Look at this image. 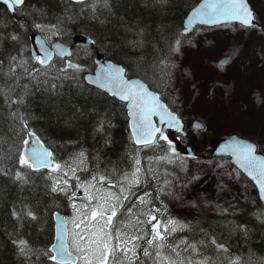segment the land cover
<instances>
[{
    "label": "trees",
    "instance_id": "16d2710c",
    "mask_svg": "<svg viewBox=\"0 0 264 264\" xmlns=\"http://www.w3.org/2000/svg\"><path fill=\"white\" fill-rule=\"evenodd\" d=\"M200 1L108 0V7L105 8L97 0L95 17L98 19L93 18L91 0L88 6L73 5L68 0H25L21 6L23 11L16 12V20L0 4V61L3 62L0 65V138L11 141L13 132L9 129L19 126V122L11 116L12 112H16L26 118L29 128L51 150L57 163L71 162L72 157L84 152L86 159L81 167H86L88 171L77 172L82 180L97 171L104 172L113 182L123 172L131 173L134 162L130 153L135 154V146L125 105L88 85L84 81V73L94 69V57L101 54L107 61L123 67L129 78L143 81L174 110L169 94L174 84L172 68L167 70L169 75L164 76L157 65L161 58L168 55V38H175L182 31L185 18ZM66 15H73L74 19L65 25V34L50 36L48 40L67 45H71L75 36L96 40L91 47L93 50L81 46L74 48L71 60L85 71L76 74L69 69L67 77L59 71L66 66L65 60L55 59L52 66L41 68L31 61L29 47L31 34L47 35L36 29L34 23L56 24ZM11 35L18 36L19 41H12ZM21 52L22 58L29 61V71L34 73L35 79L23 68H16L12 76L7 75L9 64L14 63L10 57L20 58ZM36 69L40 71L36 72ZM73 75L77 78L72 79ZM24 85H27L26 89ZM21 96L23 104L12 103ZM101 120L105 121L103 130L97 131ZM7 150V142L0 145V151ZM159 154V150L151 149L139 152L142 181L145 174L149 181L146 185L142 184L145 188L140 196L144 192H152L155 198L157 187L163 186L165 180L170 184L173 179L184 181L195 171V163L191 159L184 158L185 165L181 167L178 162L166 164L156 160ZM113 167L118 169L116 173L110 171ZM149 167L158 174V179H151ZM0 168L11 169L8 175L0 172V264H29L18 254L13 241L23 239L31 247L39 249L50 247L54 239V214L70 217L71 205L62 193L50 192L51 180L45 179L46 172L21 169L11 160L0 162ZM16 171L25 173L29 182L16 181ZM70 183L74 186L75 180ZM72 190H75L74 187ZM161 201L166 210L162 208L156 213L160 221L171 218L190 225L192 229L173 233L169 237L170 242L179 243L181 238L189 242L202 239L210 242L211 238H215L229 249L228 253L216 252L210 243L201 251L213 259L219 257L218 264H229V260L236 258H239L240 264H264V206L257 196L225 200L212 216L200 209L196 216L173 215L166 195H161L160 200L154 199V204L159 207ZM131 204H126L123 211ZM22 209L31 210L37 219H17L13 216V211L22 215ZM221 209L224 211L221 212ZM121 220L126 221L125 218ZM35 264L52 262L41 257Z\"/></svg>",
    "mask_w": 264,
    "mask_h": 264
},
{
    "label": "snow or ice",
    "instance_id": "6c2138e0",
    "mask_svg": "<svg viewBox=\"0 0 264 264\" xmlns=\"http://www.w3.org/2000/svg\"><path fill=\"white\" fill-rule=\"evenodd\" d=\"M25 0H3L8 11H23L21 6ZM73 5L88 6V0H70ZM165 3L166 0H160ZM105 8L108 7V0H99ZM90 7L92 9L93 18L97 8V0H91ZM84 8H81L83 11ZM73 15H66L59 19L56 24L45 25L43 23H34V27L47 33L45 39L50 36H62L65 34V25L73 21ZM103 23V21H101ZM238 23L242 29H259L264 30V23H261L253 10L250 8L247 0H203V3L194 9L187 17V21L182 25L180 31L175 38H168V55L159 61L157 67L164 76H168L167 71L175 68L177 65L173 59L174 56L181 53L184 45L197 46L200 42L198 35L193 32L192 26L199 24L209 27H217L221 25H230ZM202 31V30H197ZM190 33H192L190 35ZM12 41H19V37L11 35ZM39 50L43 56L33 54L31 61L39 64L41 68L52 66L51 61L54 56L63 59L65 56L71 57L72 53L64 48L57 50L56 45H52L53 50L45 47V43L38 41ZM88 43L95 45L96 40L89 38ZM17 56L10 57L14 63L8 66L7 75L15 74L16 68H23L24 72L32 75L29 71V61ZM0 61V65H2ZM74 70L79 74L85 69L78 63H73L71 59L66 61V66L59 69L67 77L68 70ZM40 69H36L39 72ZM45 75L47 73H44ZM76 79V75L71 77ZM91 83L98 85L100 89L110 93L113 97L126 104L128 115L131 117V136L135 154H131L134 162V170L123 172V175L113 182L104 172L97 171L90 178L81 179L77 172H87L84 164L85 155L81 151L72 157L71 162H65L63 165L54 161L53 153L46 148L41 142L40 137L29 128L26 118L16 112H12L11 116L14 121L19 122L18 128H10L13 132L10 142L0 138V145L8 143L7 152L0 151V162L11 160L13 164H18L21 169H28L31 172H40L46 169L44 173L45 179L51 180L50 192L52 194L65 195L73 209V216L70 220H62L56 227L55 239L57 243H52L46 249L34 248L23 239L14 240L13 243L18 249V254L25 258L29 264H35V261L41 257L47 258L52 264H218L219 257L213 259L206 256L201 251L202 247H207L210 243L214 246L216 252L228 253L229 249L222 243H218L215 238H211L210 242L202 239L198 242H189L181 238L179 243H172L169 237L178 231H191V226L181 224L180 222L169 218L162 222L157 218L156 213L161 209L166 210L163 202L157 207L155 200H160L161 195L175 196L173 192L167 191L170 181L165 180L163 186L157 187L155 198L152 192H144L142 196L137 195L142 184H147L148 177L142 181L140 173L141 160L139 152L143 149L159 150L160 154L155 158L166 164H176L184 167L185 160L177 151L176 145L166 133L165 129L160 125H166L168 129L177 133H182L183 125L178 115L174 114L169 106L165 104L160 95L155 91H151L149 86L135 80L126 78L125 69L108 64L96 73L95 80L90 77H84ZM27 88V85H24ZM11 91V89L9 90ZM7 96V94H6ZM10 99V96H8ZM12 103L23 104V96L12 101ZM153 118H158V122ZM110 125V122H108ZM105 121H100L97 131H102ZM17 137L19 140L17 141ZM179 139V136H177ZM221 152L233 158L235 169L226 173L232 176L236 173L246 174L248 178L255 183L258 188L259 197L264 200V156L257 155V146L239 139L228 140ZM75 165V166H73ZM107 171V170H106ZM116 173L118 169L113 167L110 170ZM0 172L5 175L10 174L11 169L5 170L0 168ZM148 172L151 173V179H158V174L153 172L149 167ZM49 173H55L52 176ZM67 177V179H64ZM14 179L21 183H28L29 177L21 171H16ZM75 180V185L70 183ZM107 184V187L104 185ZM74 187L75 190H72ZM114 191L113 189H117ZM224 191L226 185L220 186ZM83 191L82 197H77V191ZM135 197V203L132 207L127 208V221L121 220L120 227L114 224L115 218L122 209L126 208L125 202H130ZM79 199L81 203L73 202ZM139 206V207H138ZM193 207H197L195 203ZM217 207H219L217 205ZM133 209H137L133 212ZM224 210L221 209V212ZM13 216L17 219L30 217L36 220V215L31 210H23L21 213L13 211ZM59 218V213H56ZM155 221V223H153ZM71 223L72 228L69 229L68 224ZM35 258V259H33ZM227 259V257H225ZM229 264H240L239 258L229 260Z\"/></svg>",
    "mask_w": 264,
    "mask_h": 264
},
{
    "label": "rangeland",
    "instance_id": "374dc122",
    "mask_svg": "<svg viewBox=\"0 0 264 264\" xmlns=\"http://www.w3.org/2000/svg\"><path fill=\"white\" fill-rule=\"evenodd\" d=\"M248 2L257 19L264 23V0ZM194 32L199 44L184 45L181 53L173 57L177 67L172 68L171 94L175 99L174 111L185 124L180 135L182 143L196 156L204 158H195L193 174L184 181L173 179L166 190L181 197L167 196L173 215L196 216L200 209L212 216L218 210L217 205L225 200L233 197L244 200L256 195L242 174L226 175L235 167L228 158H210L208 145L213 138L239 135L251 140L264 154V30L242 29L239 24H230L202 27ZM228 55L232 56L230 64L224 69L217 68V60ZM194 122L203 128H194ZM139 175L142 180V172ZM222 184L226 185L224 191L220 188ZM143 188L141 185L137 195ZM78 194L77 197H82L83 191ZM73 202L81 203L79 199ZM125 203H135V197ZM126 213L127 209L118 213L116 227H120L121 218L129 219ZM72 216L73 209L69 220Z\"/></svg>",
    "mask_w": 264,
    "mask_h": 264
},
{
    "label": "water",
    "instance_id": "95a60500",
    "mask_svg": "<svg viewBox=\"0 0 264 264\" xmlns=\"http://www.w3.org/2000/svg\"><path fill=\"white\" fill-rule=\"evenodd\" d=\"M68 1H70V0H68ZM247 2H248V1H247ZM201 3H203V0H201V1L199 2V4H198L194 9H196L197 7H199V5H200ZM0 4L3 5L4 7H6V5L3 4V0H0ZM248 4H249V3H248ZM249 6H250V5H249ZM250 8H251V7H250ZM194 9H193V10H194ZM193 10H191V11L189 12V14L187 15V17L191 14V12H192ZM9 13H10V15L16 20V12L9 11ZM187 17L185 18L184 23L187 21ZM237 24H238V23H237ZM198 26H203V25L194 24V25L192 26V29L194 30V29H195L196 27H198ZM205 27H209V26H205ZM72 40H73V45H74V46H77V45H84V46L93 47V45H90V44L88 43V40H89V39H87V38L84 37V36H75ZM38 41L44 42V43H45V47L49 48V50H53V49H52V45H56V46H57V50L60 49V48H64V49L69 50V51L72 53V48L65 47L64 45H62V44H60V43H53L52 45H49V44H47V42L45 41V39H44L41 35H39L38 33H33V34H31V35L29 36V47H30V54H31V56H32L33 54H38V55L43 56V53H41L40 50H39V45H38V43H37ZM92 50H93V48H92ZM54 57H59V56H54ZM54 57H53V59H54ZM64 58H70V57L65 56ZM53 59H52V60H53ZM94 62H95V65H96V68H95L94 72L85 75V77H90L92 80H95L96 73L99 72L102 68L106 67L108 64H113V63H111V62H109V61H106V60L104 59V56L101 55V54H96V55H95ZM225 63H226V60L223 61L221 64H225ZM113 65H115V64H113ZM115 66H117V67H121V66H118V65H115ZM126 78H127V77H126ZM127 79H128V78H127ZM128 80H130V81H131V80H135V81H138V82L143 83V82L140 81L139 79H128ZM85 81H86V83L89 84L90 86H92V87H94V88H96V89H98V90H100V91L106 93V94L109 95L110 97H113L110 93H107L105 90L100 89V88L98 87L97 84H95V83H91L89 80H85ZM114 98H115V97H114ZM115 99H117V98H115ZM117 100H118V99H117ZM118 101H119V100H118ZM120 102H121V101H120ZM122 103H123V102H122ZM125 105H126V104H125ZM126 110H127V115H128V109H127V106H126ZM153 119H154V121H157V122H158V118H153ZM128 120H129V130H130V133H131V127H130V124H131V117H130L129 115H128ZM181 123H182V122H181ZM160 126L163 127V128L165 129L166 133L169 135V137H170L171 139H173V141H174V143H175V145H176L177 151H178L181 155H183V156H185V157H187V158H192V157H194V155L191 153V150H190L189 148L184 147V146L180 143L179 139H177V137H175V134H176L177 132H175L174 130L168 129L166 125H160ZM233 138H235V139H239V140H243V141H246V142H249V141L244 140V139H242V138H239V137H237V136H225V137H221V138H219V139H214V140H212V141L210 142V144H209V147H210L211 150H212V151H211L212 154H214V155H216V156H221V157H229L230 160H231V163L235 166V164H234V162H233V158H232L231 156L226 155V154H224V153L221 152V149L223 148V146L225 145V143H226L228 140L233 139ZM249 143H251V142H249ZM257 155L263 156L262 154H260V153H258V152H257ZM235 167H236V166H235ZM42 170H46V169H42ZM243 175H244V176H245V177H246V178H247V179L253 184V186L255 187V189H256V191H257V196H258L260 202H261V203L263 204V206H264V200H261V199H260V197H259V191H258V188L255 186V183H254L253 181H251V179L248 178V177L246 176V174H243ZM62 220H65V218H64L63 216L59 215V218H57L56 215L54 216V222H55V227H54V228H55V229H54V239H53V243H57V241H56V239H55L56 227H57V225H58Z\"/></svg>",
    "mask_w": 264,
    "mask_h": 264
}]
</instances>
